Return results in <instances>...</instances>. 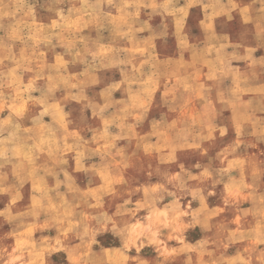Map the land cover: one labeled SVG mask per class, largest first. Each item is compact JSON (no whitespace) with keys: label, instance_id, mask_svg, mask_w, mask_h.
Wrapping results in <instances>:
<instances>
[{"label":"rangeland","instance_id":"374dc122","mask_svg":"<svg viewBox=\"0 0 264 264\" xmlns=\"http://www.w3.org/2000/svg\"><path fill=\"white\" fill-rule=\"evenodd\" d=\"M261 25L264 0H0V264H264Z\"/></svg>","mask_w":264,"mask_h":264},{"label":"crops","instance_id":"0c3cea01","mask_svg":"<svg viewBox=\"0 0 264 264\" xmlns=\"http://www.w3.org/2000/svg\"><path fill=\"white\" fill-rule=\"evenodd\" d=\"M248 8H249V7H248ZM246 12H249V13H250V11H246ZM208 26H209L211 29H212V28H216L215 23H212V24H210V25H207V27H208ZM258 33H259V35H263V33H264V26L261 25V27H260ZM210 35L213 36V35H215V34H213V32H211ZM221 35H222V34H221ZM217 36H218V35H217ZM255 57L261 58L262 55H261V56H255Z\"/></svg>","mask_w":264,"mask_h":264}]
</instances>
